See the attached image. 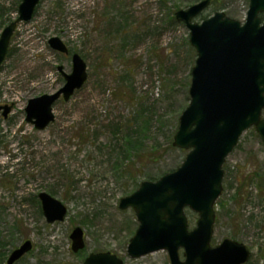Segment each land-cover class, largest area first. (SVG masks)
I'll return each mask as SVG.
<instances>
[{
	"label": "rangeland",
	"instance_id": "1",
	"mask_svg": "<svg viewBox=\"0 0 264 264\" xmlns=\"http://www.w3.org/2000/svg\"><path fill=\"white\" fill-rule=\"evenodd\" d=\"M202 0H40L20 22L0 66V264L25 241L33 249L15 264H84L91 253L111 252L124 264H171L166 250L131 258L127 248L139 222L120 200L146 180L179 168L187 151L173 146L190 103L197 53L190 31L175 13ZM22 0H0V36L19 17ZM250 0H211L194 21L215 12L244 22ZM59 37L70 54L49 45ZM88 67V80L69 101L53 106L44 130L26 122L30 99L56 93L70 74L72 54ZM264 117V111L263 115ZM211 241L245 244V264H264V143L250 128L224 164ZM67 207L63 222L49 224L39 194ZM193 229L198 214L186 209ZM85 232L83 252L70 234ZM183 257V249L180 250Z\"/></svg>",
	"mask_w": 264,
	"mask_h": 264
},
{
	"label": "water",
	"instance_id": "2",
	"mask_svg": "<svg viewBox=\"0 0 264 264\" xmlns=\"http://www.w3.org/2000/svg\"><path fill=\"white\" fill-rule=\"evenodd\" d=\"M40 0H22L19 17L4 28L0 36V66L6 59L11 38L20 22L30 21ZM202 0L175 13L190 31V44L197 53L189 89L190 103L179 119L173 146L188 153L182 165L156 181L146 180L131 195L120 200L119 208L135 211L139 226L130 239L127 252L131 258L166 250L171 264H245L250 249L243 243L224 239L212 246L216 222V203L223 192L224 164L250 128L264 143V0H250L244 22L215 12L202 22L194 21L210 5ZM49 45L67 54L68 46L52 37ZM70 74L59 72L65 85L56 93L29 100L26 122L37 130L55 121L54 104L69 101L88 80L84 59L74 53ZM4 117L11 107L4 106ZM43 214L49 224L63 222L67 207L46 192L39 194ZM198 214L196 226L189 227L186 209ZM72 251L86 246L80 226L70 235ZM183 249V257L180 250ZM32 250L25 241L9 256L15 264ZM84 264H124L111 252L90 254Z\"/></svg>",
	"mask_w": 264,
	"mask_h": 264
},
{
	"label": "flooded vegetation",
	"instance_id": "3",
	"mask_svg": "<svg viewBox=\"0 0 264 264\" xmlns=\"http://www.w3.org/2000/svg\"><path fill=\"white\" fill-rule=\"evenodd\" d=\"M202 14H203V13H202ZM202 14H200V15H202ZM200 15H199V16H200ZM7 54H8V53H7ZM62 54H64V53H62ZM68 54H70V50H69V53H67V54H65V55H68ZM73 55H74V53L72 54V59H73ZM6 57H7V56H6ZM3 63H4V62H3ZM1 66H2V65H1ZM60 99H61V98H60ZM62 99H63V98H62ZM4 106L11 107L10 112L12 111V108H13L12 105H3V106L0 105V107H4ZM0 111H2V115H3V113H4V108L0 109ZM10 112H9V113H10ZM9 113H8L7 117H4V115H3V117H4L5 119L8 118ZM73 230H74V229H73ZM73 230H72V231H73ZM71 233H72V232H71ZM70 235H71V234H70ZM71 242H72V241H71ZM21 245H22V244H21ZM21 245H20V246H21ZM20 246H19V247H20ZM71 246H72V244H71ZM85 247H86V246H85ZM17 248H18V247H17ZM32 249H33V244H32ZM71 249H72V248H71ZM84 249H85V248H84ZM84 249H83V250H84ZM83 250H81V251H79V252H83ZM29 252H30V251H29ZM29 252H28V253H29ZM79 252H77V253H79ZM74 253H75V252H74ZM26 254H27V253H26ZM26 254H25V255H26ZM91 254H92V253H91ZM25 255H24V256H25ZM9 256H10V255H9ZM87 257H88V256H87ZM87 257H86V258H87ZM8 258H9V257H8ZM86 258H85V259H86ZM84 261H85V260H84Z\"/></svg>",
	"mask_w": 264,
	"mask_h": 264
}]
</instances>
